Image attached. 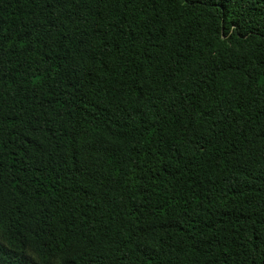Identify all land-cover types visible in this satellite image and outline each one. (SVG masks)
Returning <instances> with one entry per match:
<instances>
[{"label": "trees", "instance_id": "trees-1", "mask_svg": "<svg viewBox=\"0 0 264 264\" xmlns=\"http://www.w3.org/2000/svg\"><path fill=\"white\" fill-rule=\"evenodd\" d=\"M0 264H264V0H0Z\"/></svg>", "mask_w": 264, "mask_h": 264}]
</instances>
